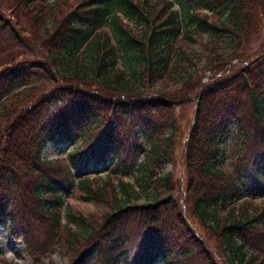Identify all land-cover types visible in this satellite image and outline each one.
<instances>
[{
	"label": "trees",
	"instance_id": "trees-1",
	"mask_svg": "<svg viewBox=\"0 0 264 264\" xmlns=\"http://www.w3.org/2000/svg\"><path fill=\"white\" fill-rule=\"evenodd\" d=\"M58 3L0 0V225L33 260L59 245L71 264H218L217 249L227 264H264V54H241L264 25V0H79L70 11ZM195 47L212 75L186 90L196 103L180 189L166 168L179 136L172 105L142 95L169 85L177 58L195 64ZM234 59L239 70L216 77ZM88 73L107 96L82 89ZM233 126L255 132L230 175L221 143ZM79 140L69 162L41 159L48 143ZM99 168L106 179L92 176ZM135 173L134 184L111 179ZM73 192L108 210L65 203ZM249 197L263 201L236 207Z\"/></svg>",
	"mask_w": 264,
	"mask_h": 264
},
{
	"label": "rangeland",
	"instance_id": "rangeland-1",
	"mask_svg": "<svg viewBox=\"0 0 264 264\" xmlns=\"http://www.w3.org/2000/svg\"><path fill=\"white\" fill-rule=\"evenodd\" d=\"M20 1V0H17ZM53 0H51L52 2ZM79 0H59V3L56 4V7H60V5H64L65 8H67L68 11L72 10V8L75 6V2ZM155 1V0H153ZM58 10L52 11V13L57 14ZM17 13V12H16ZM21 16V15H20ZM28 16L25 13V18ZM58 15H56L57 17ZM48 17V15H47ZM24 18V19H25ZM29 18V17H28ZM33 18V15H32ZM22 22L25 24L24 26L29 28L28 24L30 22V18L27 20H23L21 17ZM153 19V18H152ZM151 19V22H154V20ZM48 23L42 25L38 31L39 33H42V31L45 29V26L48 27ZM137 30V32H141L144 30V23L139 24L136 26L133 22V24H130ZM151 25V24H150ZM53 26V25H52ZM52 28V27H51ZM264 50V25L259 31V35L254 37L250 43L249 47L247 48L246 51L242 52L241 54L245 56H250L251 58H256L260 55V53ZM180 57V56H179ZM190 58L195 62V64H190L186 57L184 58L183 61L177 58L175 62L179 61V64L177 65V70L174 69V72L172 73L171 77L167 80L169 81V85L166 86L163 84L161 81H157L155 84H153L150 89L145 92L142 97L143 99H152V98H160L164 101H168L171 103V109L167 111L170 112V114L173 115L174 121L179 127V132H178V140H177V148L175 151V160L173 164H168L166 166L167 171L174 170V179H177V182L179 181V185H181L180 189L184 187L185 184V170L183 167V151H184V146L183 144L187 140V133L189 128L191 127V122L194 117V104L196 103V98L193 97L192 93L186 92V90L195 88L197 85V82L199 79L201 80L202 83H207V79L205 77L212 75V70H206L208 67V62L204 58V52L200 47H195L192 52H190L189 55ZM240 59H234L231 61H228V64L225 66H222V70L219 71L218 76H231L233 75L236 71L239 70V68L243 65H240ZM247 64V63H245ZM180 68H189L190 72H192V76L188 77L189 75H186L183 70ZM89 74V80L87 83H82V89H87L89 90L90 93L97 94V95H102V96H107L103 93L101 88H96L95 86H98V82L93 80V76ZM192 77V81L190 83H187L185 85V82L188 81ZM207 81V82H204ZM95 85V86H94ZM186 92V93H185ZM177 94V95H176ZM187 94V95H186ZM182 95L181 97H178ZM186 95V97H185ZM125 102H129L132 99H128L126 97H123ZM174 106V107H173ZM166 111H162L161 113H165ZM160 117L164 116L160 114ZM168 117V116H167ZM254 128L253 126H233L231 129V134L222 141V148H224V155L227 157L225 160V165H224V172H227L230 175H234L236 170H237V164L236 161L239 158L238 151L240 149H243L245 145L242 144L243 140L247 135H252L254 133ZM80 146L81 145V140L76 142L75 144H58L56 145L53 142H50L47 144L46 147L42 150L41 154V159L44 160L45 162L48 161H56L59 159H66L68 162L70 161V157L68 158V154L71 150L72 147L74 146ZM246 147V146H245ZM99 173L97 175H92L93 177H99L102 180L106 179L109 175V172L102 171L101 168H99ZM111 179L113 182H117V180H122V181H127L130 184H134V180L136 179V173L130 176H121V175H116L114 174L111 176ZM263 201V198L256 197V198H245L243 200H240L237 204L236 207L239 206V204L245 205V208H252L256 207ZM65 203H70L71 205H76L81 211L84 212H89L92 213L95 210H99L102 213H105L108 210V207L105 204L98 203L95 201H80V198L76 192L71 193V195L66 198ZM64 203V204H65ZM137 204H142L144 205L145 202L140 199L137 200ZM136 204V205H137ZM61 224H66V211L63 210L61 212ZM102 222V221H101ZM99 223L97 225V228H104L106 225L103 223ZM197 234H200L201 237L206 236V232L201 230L199 227L194 228ZM207 239V237H206ZM210 242V241H208ZM211 243V242H210ZM212 245V243H211ZM215 249V248H214ZM217 249V248H216ZM28 252V246L27 243L23 240L21 236L18 238L13 237L9 231L6 229V226L0 225V264H71L72 260H70V256L68 255L66 250L64 248H61L59 245H55L52 247V253L51 255L44 256L39 258L38 260H33V258L27 253ZM223 252V251H222ZM214 253L216 254V258L219 261L218 264H227L226 259L228 256H224L220 251L217 249ZM225 254V253H224ZM228 260V259H227Z\"/></svg>",
	"mask_w": 264,
	"mask_h": 264
}]
</instances>
